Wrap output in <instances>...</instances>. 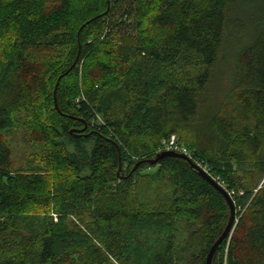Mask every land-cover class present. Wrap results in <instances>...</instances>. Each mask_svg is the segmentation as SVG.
I'll use <instances>...</instances> for the list:
<instances>
[{
  "label": "trees",
  "instance_id": "1",
  "mask_svg": "<svg viewBox=\"0 0 264 264\" xmlns=\"http://www.w3.org/2000/svg\"><path fill=\"white\" fill-rule=\"evenodd\" d=\"M173 134L212 264H264V0H0V264H206Z\"/></svg>",
  "mask_w": 264,
  "mask_h": 264
},
{
  "label": "water",
  "instance_id": "2",
  "mask_svg": "<svg viewBox=\"0 0 264 264\" xmlns=\"http://www.w3.org/2000/svg\"><path fill=\"white\" fill-rule=\"evenodd\" d=\"M84 27V25L81 27L80 30H82V28ZM79 56V55H78ZM79 57L76 58V61L74 63V65L76 64V62L78 61ZM68 72V71H67ZM63 75H60L56 85H55V89H54V98H55V105L56 108L60 111L59 105H58V98H57V91H58V86L60 83V80L62 78ZM88 127V124L85 122V126L81 129L78 128H72L69 130V133L75 136H80L81 134H85V131ZM165 156H178L181 158H184L186 160H188L191 165L196 168L199 173L205 178L207 179L211 184H213L222 194L223 196L226 198L229 207H230V217L229 220L227 222V225L224 229V231L222 232V234L220 235V237L215 241V243L212 245L209 254L207 256V262L206 264H212V260H213V256L217 250V248L222 244V242L230 237V235L233 232V229L238 221L237 217H236V205H235V201L233 199V196L231 195V193L228 191V189L223 186L222 183H220L217 179H215L210 173H208L207 171H205L200 165H198L195 161L191 160L186 154L184 153H180V152H176L173 150H165V151H161L159 152L155 157L150 158L147 160V162L151 163V164H156L158 163L163 157ZM122 170V160H121V156H120V163H119V173Z\"/></svg>",
  "mask_w": 264,
  "mask_h": 264
},
{
  "label": "rangeland",
  "instance_id": "3",
  "mask_svg": "<svg viewBox=\"0 0 264 264\" xmlns=\"http://www.w3.org/2000/svg\"><path fill=\"white\" fill-rule=\"evenodd\" d=\"M109 9H110V2L107 3L106 9L104 11H102L99 15H101L102 13L107 12ZM93 14L94 13H92L91 16ZM95 16H96V14L93 15V17H95ZM83 25L79 26L78 30L75 33V35H77V38H78V41H79V46H78V44L77 45L75 44V45L71 46L72 49L75 50V51L78 49L77 50L78 52L76 53V56H75L76 58L80 57V51H81V48H82V45L80 43V38H81V32H82L84 27L82 28V30H80V29H81V27ZM76 58H75L74 61H76ZM93 59L95 61H98V60H101V59H108V56L105 55L104 52L100 53V51L98 50V51H96L93 54ZM73 64L69 67V69L66 70L65 73H68L67 71L71 70L73 68V66H75ZM57 67H58V65H57ZM60 67L61 66H59V68ZM60 74L56 77L57 80H58ZM57 80H56V82H57ZM56 82L55 83L53 82V85H52L51 89H53V90L55 89ZM77 85H78V80H77V82L75 80H66V81H64V83H63V85L61 87V94H63L64 97H66V96L68 97L69 94L72 93L76 89ZM57 98H58V96H57ZM58 105H59V102H58ZM59 108H60V106H59ZM97 123H101V118H98ZM81 128H83V127H81ZM81 128H78V129H81ZM6 139H7V142L9 143V147H10V149L12 151V159H13L14 164H15L16 167H21V166L27 165V161L31 158V154L35 153L39 149L38 147L32 145L30 143V141L28 142L29 137L25 136L24 133L21 132V131H15V132L11 133L10 135H7Z\"/></svg>",
  "mask_w": 264,
  "mask_h": 264
},
{
  "label": "built area",
  "instance_id": "4",
  "mask_svg": "<svg viewBox=\"0 0 264 264\" xmlns=\"http://www.w3.org/2000/svg\"><path fill=\"white\" fill-rule=\"evenodd\" d=\"M165 150H173V151H176V152H180V153L186 154L191 160L195 161L205 171L210 173L207 165L203 164L200 161L195 160L193 155H192V153H191V151L185 145H182V144H180L178 142L177 135L173 134L169 138H165V139L162 140L159 151L161 152V151H165Z\"/></svg>",
  "mask_w": 264,
  "mask_h": 264
}]
</instances>
